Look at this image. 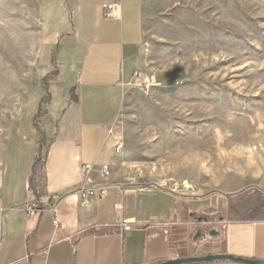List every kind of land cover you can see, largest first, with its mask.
Segmentation results:
<instances>
[{
  "label": "crops",
  "instance_id": "1",
  "mask_svg": "<svg viewBox=\"0 0 264 264\" xmlns=\"http://www.w3.org/2000/svg\"><path fill=\"white\" fill-rule=\"evenodd\" d=\"M113 3L118 7L109 15ZM154 12V0H47L43 5L42 30L53 54L47 77L62 89L63 99L55 113L45 91L43 135L30 120L7 144L0 264H163L218 254L264 262V194L234 200L222 193H139L137 185L114 182V173L107 181L99 174L102 165L111 168L116 160L111 128L122 105V82L138 69L144 25ZM84 166L91 167L87 176ZM86 177L116 188L82 206L78 191ZM33 197L42 201V211L29 217L24 205ZM122 217L132 223L128 232L119 227ZM197 229L217 234L195 242Z\"/></svg>",
  "mask_w": 264,
  "mask_h": 264
},
{
  "label": "rangeland",
  "instance_id": "2",
  "mask_svg": "<svg viewBox=\"0 0 264 264\" xmlns=\"http://www.w3.org/2000/svg\"><path fill=\"white\" fill-rule=\"evenodd\" d=\"M46 2L0 0V186L7 144L41 111L40 127L46 93L55 113L63 99L47 77ZM154 10L122 82L110 176L254 200L264 194V0H154Z\"/></svg>",
  "mask_w": 264,
  "mask_h": 264
},
{
  "label": "built area",
  "instance_id": "3",
  "mask_svg": "<svg viewBox=\"0 0 264 264\" xmlns=\"http://www.w3.org/2000/svg\"><path fill=\"white\" fill-rule=\"evenodd\" d=\"M118 7L117 3H113L109 6H107V10H109V15H114L115 14V9ZM149 80L148 78H145L144 80V84L145 86H148ZM121 148V145L119 144V142H115V150L116 152L119 151ZM82 170L84 171V174L87 176L90 171H91V167L90 166H84L82 168ZM99 174L101 176V178H103L105 181H107L110 178V170H109V166L108 165H102L99 169ZM85 180L87 182L84 183V185L82 186V188L78 191V194L81 198L82 201V206H88V203L90 200L94 199L95 197H105L107 196V191L108 189L112 186L115 187V185H110V184H93L90 181H88L87 177L85 178ZM137 191L139 193L145 192L148 189H162V190H166L169 192H174L173 190L169 189V188H165V185L163 182H159V183H150L147 185H142L136 188ZM28 194L29 196H32V191L30 189H28ZM42 201L37 200V199H33L31 201H28L26 203L25 206V212L27 216H33V215H37L38 213H40L42 211V206H41ZM56 204H54L53 206L50 207V210L53 214V225L54 227L57 226L58 224V220L56 217ZM131 221L128 218L122 217L119 220V227L121 229L122 232H128L131 230Z\"/></svg>",
  "mask_w": 264,
  "mask_h": 264
},
{
  "label": "water",
  "instance_id": "4",
  "mask_svg": "<svg viewBox=\"0 0 264 264\" xmlns=\"http://www.w3.org/2000/svg\"><path fill=\"white\" fill-rule=\"evenodd\" d=\"M217 233L214 232L213 230L209 231H203L202 229H197L194 232V237L193 241H205L206 238L212 237L216 235ZM214 260H232L235 262H240V263H245V264H264V262H254L252 260H235L230 256L227 255H209L201 258H185V259H175V260H170L167 261L163 264H200V263H205L209 261H214Z\"/></svg>",
  "mask_w": 264,
  "mask_h": 264
},
{
  "label": "trees",
  "instance_id": "5",
  "mask_svg": "<svg viewBox=\"0 0 264 264\" xmlns=\"http://www.w3.org/2000/svg\"><path fill=\"white\" fill-rule=\"evenodd\" d=\"M41 114V111L39 113V115ZM39 115H36V117L32 120V124L33 126L36 128V130L40 133V135H43V131L42 129L38 126V123L36 121V118L39 116Z\"/></svg>",
  "mask_w": 264,
  "mask_h": 264
}]
</instances>
